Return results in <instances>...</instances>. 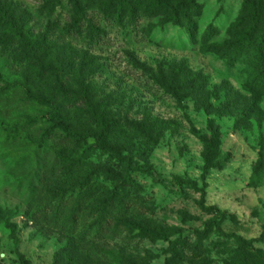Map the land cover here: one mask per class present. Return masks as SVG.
<instances>
[{"label": "rangeland", "instance_id": "374dc122", "mask_svg": "<svg viewBox=\"0 0 264 264\" xmlns=\"http://www.w3.org/2000/svg\"><path fill=\"white\" fill-rule=\"evenodd\" d=\"M0 1L40 45L0 30V264H264V239L194 232L221 219L204 200L224 233L264 234V69L233 30L245 0H124L135 23L96 44L66 24L118 0ZM60 81H85L95 113ZM54 105L105 146L67 137Z\"/></svg>", "mask_w": 264, "mask_h": 264}, {"label": "trees", "instance_id": "16d2710c", "mask_svg": "<svg viewBox=\"0 0 264 264\" xmlns=\"http://www.w3.org/2000/svg\"><path fill=\"white\" fill-rule=\"evenodd\" d=\"M124 0H118L111 5V10L109 13H104L103 10H98L97 14L100 15L97 18L90 13L89 10L83 9L81 6L78 7L74 15L71 17L70 21L67 22L65 31L67 34L73 37L80 38L85 41L96 44V42H102L106 38L111 39L108 36V28L110 26L118 25L124 26V24L131 22L135 23V17L137 16L134 9H128L124 3ZM77 3L79 1L77 0ZM96 15V14H94ZM17 11L13 8L6 7L3 5V1H0V30L7 33L15 34L17 37H21L23 41L33 48L38 49L40 45L32 44L33 31L27 30L25 25L18 24L17 22ZM138 20V19H137ZM136 20V22H137ZM173 23L179 25L181 24V19L179 17L172 19ZM233 30L236 34V42L238 47L241 50H246L254 54L255 58L251 64V69L256 73L258 70L264 69V0H245L244 7L242 9V17L238 20L237 23L233 25ZM3 42H0V45ZM5 44V43H4ZM3 44V46H4ZM8 46V44H6ZM8 50V47L5 49ZM31 50L33 58L35 54ZM22 62H25L23 60ZM260 67H259V66ZM260 70V72H261ZM196 78V76H194ZM58 84L60 90L64 93L63 97L72 102L74 109L81 110L85 114L95 113L94 106L91 103L90 97L88 95V88L84 82L80 84V93L77 94L73 89L67 88L66 84L60 81ZM255 82H247V89L249 91L255 92L256 89ZM257 94V92H256ZM56 109L57 121L55 126L60 127L67 135V137L76 140V141H87L89 138H94L96 140L97 146L100 148L105 146L102 142L103 131L97 132L95 130H90L85 134L75 132L70 128L64 121V118L61 116V107L59 105H54ZM214 136H217V131H214ZM130 166L135 167L136 169L141 170L142 167L136 164L131 158H122ZM201 208L206 212L217 213L221 216L220 221H215L206 226V230L199 231L194 230L195 233L204 234L209 230L213 225L215 229L223 234L225 237L237 238L239 242L248 246H253L257 242H263L264 234L259 239H244L240 236L234 234L224 233L221 222L225 218L224 213L215 206H207L202 200ZM2 220V215L0 213V221ZM12 228V232L15 233V228ZM16 244H18V239H16ZM19 264H31L23 254L18 256ZM262 262V261H261Z\"/></svg>", "mask_w": 264, "mask_h": 264}]
</instances>
